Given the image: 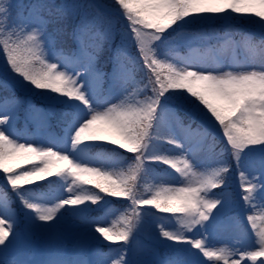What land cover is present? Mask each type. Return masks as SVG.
I'll return each instance as SVG.
<instances>
[{
	"label": "snow or ice",
	"instance_id": "6c2138e0",
	"mask_svg": "<svg viewBox=\"0 0 264 264\" xmlns=\"http://www.w3.org/2000/svg\"><path fill=\"white\" fill-rule=\"evenodd\" d=\"M258 257L264 0H0V264Z\"/></svg>",
	"mask_w": 264,
	"mask_h": 264
},
{
	"label": "rangeland",
	"instance_id": "374dc122",
	"mask_svg": "<svg viewBox=\"0 0 264 264\" xmlns=\"http://www.w3.org/2000/svg\"><path fill=\"white\" fill-rule=\"evenodd\" d=\"M101 143H106V141H101ZM259 223V221H257ZM258 260H264V257H258Z\"/></svg>",
	"mask_w": 264,
	"mask_h": 264
}]
</instances>
